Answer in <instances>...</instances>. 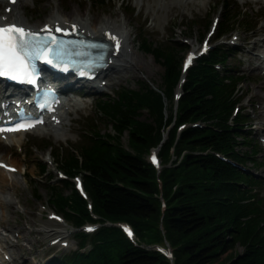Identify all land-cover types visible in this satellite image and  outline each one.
I'll return each instance as SVG.
<instances>
[{
  "label": "trees",
  "instance_id": "1",
  "mask_svg": "<svg viewBox=\"0 0 264 264\" xmlns=\"http://www.w3.org/2000/svg\"><path fill=\"white\" fill-rule=\"evenodd\" d=\"M233 6L224 4L216 39L238 27L255 31L257 25ZM137 45L163 68L161 86L139 81L136 89L122 87L99 99L97 118L86 122L78 143L53 155L67 177L81 174L87 196L68 179L47 184L51 207L78 230V250L60 264H264L263 185L246 168L262 164L255 159L260 151L245 135L248 117L239 111L231 118L243 81L228 64L237 51L218 45L198 58L175 106L180 45L143 37ZM99 119L112 133L97 128ZM158 147L159 172L146 158ZM45 173L39 163L38 174ZM123 222L133 229L134 242L115 226ZM86 223L101 226L87 235L80 231ZM165 244L172 261L152 248Z\"/></svg>",
  "mask_w": 264,
  "mask_h": 264
},
{
  "label": "rangeland",
  "instance_id": "2",
  "mask_svg": "<svg viewBox=\"0 0 264 264\" xmlns=\"http://www.w3.org/2000/svg\"><path fill=\"white\" fill-rule=\"evenodd\" d=\"M148 1L19 0L15 5L16 10L25 15L24 19L29 26H38L45 23L52 14L70 21L74 19L87 21L91 30H93V27L100 26L104 21H111L117 25L122 23L131 32L133 49L141 57L142 64L140 72L125 74L121 79H117L116 75L109 71L106 76L101 77L103 79L99 83L101 84L100 87L102 86L101 89L95 90L91 85L86 87L73 86L68 85L67 81L62 82L61 85L68 88L66 89L65 98L78 101L81 104L80 113L73 112L70 114V118L73 119V122L70 123L71 127L65 125L61 127L62 131L60 133H64V135L58 137L53 134L38 136L34 132L25 134L22 137L23 141L20 147H17V145H0V158H5L7 164L13 163L17 166L15 176L18 182V186L14 188L16 194L11 197V200L15 202L14 209L9 208L7 212V218L11 225L13 228H17L16 233L8 235L2 231V234L4 237L9 236L11 241L16 239L15 236L17 233L19 234V230H24L25 234H29V241L22 240L20 242L23 249L29 250V252L26 255H24V252L15 254L20 264H60L64 257L70 256L77 250L78 243L75 238V231L64 222L61 223L50 218L52 213H56V210L49 203L50 192L47 184H55L63 179L61 177L63 174L55 165L53 155L57 148L64 151L63 149H66L68 145L78 143L86 122L97 118L94 110L95 103L99 99L114 97L116 91L122 87L136 89L139 81H144L154 88L161 86L163 68L151 55L143 52L138 47L137 41L141 37L162 45L177 42L181 49V62L187 53L193 52V50L198 52L202 41H207L208 47L213 48L216 45L224 44L237 51L236 55L231 54L228 64L231 69L239 71L243 77L236 94L241 101L238 106L240 107V113L246 115L249 119V126L245 128V135L251 138L252 145L259 149L260 154L255 159L258 163H262L259 167H252L251 163H248L246 168L262 182L263 189L260 195L264 197V114L260 115L264 111V64L248 60V57H250L248 50L253 49L254 41L264 39V0H193V4L189 8L178 7L168 14L163 12L155 14L153 8L149 11L146 10L149 3L157 2V0ZM225 3H234L237 9L247 15V19L257 25L255 31L247 32L245 29L238 27L232 33L216 41L215 33L209 36L212 23L216 19H219V22L223 19ZM6 7L7 5L0 4L1 18L4 17L3 15L9 16L13 13L12 11L9 14ZM155 17H157L156 20ZM251 52L255 56L264 55L260 47L254 48ZM0 88H2V85H0ZM78 93L84 98L80 97ZM146 117L147 114H142V118ZM231 118L234 117L231 116ZM96 126L102 133H112L111 126L101 119L97 121ZM46 144L49 145L46 146ZM122 144L127 146L126 136L122 138ZM154 150L158 151L157 149ZM154 150L151 149L146 155L148 160L149 155ZM39 163L46 165V173L43 176L38 174ZM59 173L61 176H59ZM74 176L81 179V174ZM73 179L74 177L69 178L72 182ZM67 193H69V190H64V194ZM16 196L21 204L17 201ZM49 231L53 233L67 231V235H69L66 240L68 247L66 249L61 248L60 244L62 242L59 241L54 248H51L49 243L52 240L50 239L57 235L53 234L47 237ZM32 246L35 250H30L33 249ZM155 246H152V248ZM166 246L167 244L163 247ZM236 251L242 252V248L238 246ZM23 255L26 261L22 260ZM32 257H35V260H32Z\"/></svg>",
  "mask_w": 264,
  "mask_h": 264
},
{
  "label": "bare ground",
  "instance_id": "3",
  "mask_svg": "<svg viewBox=\"0 0 264 264\" xmlns=\"http://www.w3.org/2000/svg\"><path fill=\"white\" fill-rule=\"evenodd\" d=\"M19 0L16 1L15 5L18 3ZM148 1V0H146ZM150 2V1H148ZM159 2V3H157ZM157 2H153V4L149 3L146 10H151L153 8L156 13H170L174 11L175 9L179 8H189L191 4H193V0H157ZM3 3L2 0H0V4ZM15 5L11 8L10 13L13 11V13H9L10 15H3L4 17L1 18L0 16V25H5L4 23L12 22L16 23L19 26L30 28V29H43L44 26H49L51 28H54L55 26L63 27L64 29H73L74 27H78L84 35L88 36H94L96 38H104L111 41H114L115 43L118 42L120 45V51L118 53H112L110 56V62L111 64L104 70H102L100 73L97 74V77L93 80L91 83L92 87L96 89L100 88L101 83V77L106 76L109 71H112L114 75H116L117 79H121L124 77L125 74L129 73H135L136 71L140 72L142 70V64H141V57L136 54V52L133 49V41L131 39V32L124 24L117 25L116 23H113L111 21H104L100 24L98 27H93V30L89 28V23L87 21H80L77 19H74L72 21L67 20L66 18L63 19L57 15L52 14L48 21L45 23L38 25V26H29L27 21H25L24 17L25 15L20 12H18L15 8ZM157 16V15H155ZM157 17H155L156 20ZM94 19V18H93ZM90 20V19H89ZM114 37L115 39H112ZM249 38V37H248ZM262 43V45H260ZM253 49H249L248 53L250 54V57H248V60L250 62L258 61L262 64H264V55L263 56H255L250 51L254 50V48L260 47L262 49V53L264 54V39L261 41H254ZM263 67V66H262ZM110 77V76H109ZM99 79V80H98ZM60 94L65 96L66 93V87L60 86ZM179 88L177 89L176 93H178ZM81 95V94H80ZM264 104V102H263ZM80 102L75 100H68L66 103L61 104V107L59 109V113L55 116L54 120H50L48 124L45 125V129L43 131L36 132L38 136L44 135V134H53L55 136L64 135V133H60L62 126H69L71 127V124L73 122V119L70 118L71 113H80L81 106ZM86 107V106H85ZM264 111L260 113V115H263ZM264 117V116H263ZM73 127V126H72ZM68 129V128H67ZM27 133H18L17 135H14L12 137H9L7 140H1L0 139V145H17V147H20L22 144V137ZM66 134V133H65ZM0 162L5 163L7 166H10L12 168V172H8L2 168H0V260L2 264H20L19 261H17V258L15 254L24 252V255L29 252V250L23 249L22 245H20V242L22 240H28L29 241V234H25L24 230H19V234L17 233L15 236V240L11 241L9 236L4 237L2 234L6 232L8 235L12 233H16L17 228H13L11 225L9 219L7 218V212L10 209H14V204L11 200L12 196H15L16 191L14 188L18 186V182L16 180L15 174L17 173V166L13 163H6L7 160L5 158H0ZM17 201L21 204V201L16 196ZM10 212V211H9ZM11 213V212H10ZM64 225V224H63ZM51 228V227H50ZM66 228V227H65ZM48 236L50 237L53 234H56L57 236L50 239H61L60 242L66 241L67 231H57V232H47ZM52 233V234H51ZM35 250L34 246H32ZM5 255L8 256V259L10 262L5 261ZM24 255L23 259L24 260ZM36 257V256H35ZM35 257H32V260H35ZM26 261V259L24 260Z\"/></svg>",
  "mask_w": 264,
  "mask_h": 264
},
{
  "label": "snow or ice",
  "instance_id": "4",
  "mask_svg": "<svg viewBox=\"0 0 264 264\" xmlns=\"http://www.w3.org/2000/svg\"><path fill=\"white\" fill-rule=\"evenodd\" d=\"M55 31L60 32L61 29L57 27ZM42 32L48 35L41 36L16 25L0 26V78L34 84L36 82L34 61H43L45 64L55 66L54 62L60 59V52L65 48V44L51 34V29L46 27ZM191 60L190 56L188 63Z\"/></svg>",
  "mask_w": 264,
  "mask_h": 264
}]
</instances>
